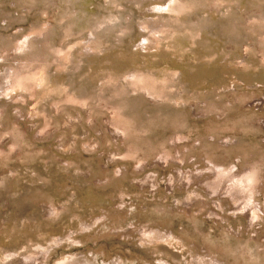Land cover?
Segmentation results:
<instances>
[{
    "label": "rangeland",
    "instance_id": "rangeland-1",
    "mask_svg": "<svg viewBox=\"0 0 264 264\" xmlns=\"http://www.w3.org/2000/svg\"><path fill=\"white\" fill-rule=\"evenodd\" d=\"M0 264H264V0H0Z\"/></svg>",
    "mask_w": 264,
    "mask_h": 264
}]
</instances>
